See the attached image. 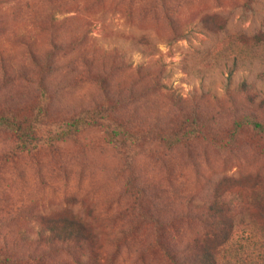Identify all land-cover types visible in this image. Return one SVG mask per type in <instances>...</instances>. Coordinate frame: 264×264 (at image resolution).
I'll return each instance as SVG.
<instances>
[{"label":"rangeland","instance_id":"1","mask_svg":"<svg viewBox=\"0 0 264 264\" xmlns=\"http://www.w3.org/2000/svg\"><path fill=\"white\" fill-rule=\"evenodd\" d=\"M244 1L167 0L165 6L174 10L167 13L178 19L185 31H191L172 44L164 38L171 30L165 6L157 0H75L76 4L67 6L68 11L59 17H76L74 26L89 30V44L97 51L121 47L132 55L133 66L115 72L112 79L133 81L135 78L125 73L134 75L139 62L161 58L172 72V85L195 104L200 103L195 97L201 94L193 92H202L204 78L211 77L209 87L222 91V79L230 68H234V80L239 81L249 73L248 59L264 54V36L261 45L253 46L254 31L264 18V0L257 1L251 16L243 15L240 5ZM15 4L21 5L18 12L13 11ZM48 8L44 0H0V20L5 23L0 25V57L4 54L6 59L12 56L20 62L27 59L26 49L14 41L13 28L41 39L45 33L36 17ZM213 15H218L217 24L223 29H216L217 24L201 27L203 20ZM142 36H147L148 45L138 44ZM152 44L158 52L144 53ZM218 62L222 67L217 66L212 75L205 73ZM80 85L74 94L87 95L91 84L83 81ZM26 87L35 91L20 80L13 88ZM145 89L139 86L134 93L141 96L135 98L139 104L146 101L154 113L165 97ZM7 91L5 88L2 93ZM58 149L43 141L33 153L18 151L10 133L0 134V249L4 264H169L163 251L154 246L155 229L133 208L135 197L125 189L127 172L120 171L124 159L104 133L87 131L80 143L66 142ZM136 172L140 182L153 192L148 195L157 200L146 207L151 212L154 209L166 224L173 220L176 250L202 233L204 224L189 216L217 193L228 199L234 193L239 203L254 199L251 208L240 209L237 204L233 215L261 222L252 214L261 212L257 198L264 195V157L258 149L244 145L230 152L203 141L190 149H168L153 143L138 156ZM188 208L187 218L182 211ZM54 218L85 222L94 235L92 247L70 252L69 243H50L46 222ZM234 235L229 264H264V244L258 230L240 224Z\"/></svg>","mask_w":264,"mask_h":264},{"label":"trees","instance_id":"2","mask_svg":"<svg viewBox=\"0 0 264 264\" xmlns=\"http://www.w3.org/2000/svg\"><path fill=\"white\" fill-rule=\"evenodd\" d=\"M74 1L44 0L49 6L48 11L36 17L45 33L41 39L22 33L17 26L10 27L13 28L14 41L26 49L28 57L23 62L12 56L6 59L4 54L0 57L3 75L0 78V134L10 133L18 151L33 153L43 141L59 150L63 143H80L87 131L101 130L108 143L123 157L120 171L127 172L125 189L135 197L133 208L141 212L155 229L154 246L163 251L169 264H229L236 225L240 224L252 231L258 230L264 244V195L257 198L261 212L255 210L256 213H252L260 218L258 223L245 218L237 219L233 215L237 204L240 209L251 208L254 199H250V203H239L234 193L229 199L217 193L212 201L198 207L195 215L189 216V208L182 211L187 213V218L189 216L203 223L204 229L187 241L184 248L174 249L173 220H168L170 225L166 224L165 219L157 218L154 209L151 212L146 207L147 204L151 207L157 200L155 195H148L150 188L140 182L136 172L138 156L146 145L153 143L168 149L180 146L190 149L194 143L203 141L230 152L246 145L260 150L264 157V54L262 57L252 55L248 59L249 73L239 81L234 80V68H230L228 76L222 79V91L209 87L211 77L204 78L202 92H193L201 94L195 97L200 103H190V98L184 97L172 85V72L161 58L155 62L153 59L148 63L139 62L134 68V75H130L131 71L125 73L128 78H135L133 81L112 79L115 72L133 66L132 55L121 47L113 51H97L89 44V30L74 26L76 17H59L68 11L67 6L76 4ZM157 1L165 6L167 0ZM257 1L245 0L240 5L244 16L255 14ZM20 9V4L13 7L14 12ZM164 9L171 30L164 37L167 44L191 34V31L182 28L178 19L167 13L174 12L173 9L169 6ZM218 19V15H213L200 25L205 29L211 28L209 25L217 24ZM2 24L5 25L0 20ZM214 27L224 28L221 24ZM253 35V46L261 45L264 18ZM146 39L147 36H142L138 44L148 45ZM147 49L143 52L149 55L158 52L153 44ZM214 66L205 73L212 75L217 66L222 67L221 62ZM19 80L34 87L35 91L27 90L28 87L24 90L13 88ZM83 81L91 84L89 93L74 94ZM139 86L156 97H165L160 107L152 103L158 108L154 113L147 108L146 101L139 104L140 101L135 98L141 96L134 93ZM5 88L8 91L2 93ZM152 113V117L148 115ZM46 226L50 243L56 240L69 243L70 252L92 247L93 232L82 220L54 218L47 220ZM4 262L0 249V264Z\"/></svg>","mask_w":264,"mask_h":264}]
</instances>
